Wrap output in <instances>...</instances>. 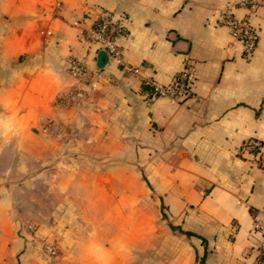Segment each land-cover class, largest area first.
<instances>
[{"label":"crops","instance_id":"crops-1","mask_svg":"<svg viewBox=\"0 0 264 264\" xmlns=\"http://www.w3.org/2000/svg\"><path fill=\"white\" fill-rule=\"evenodd\" d=\"M238 1L0 0V153L14 154L0 176V264H136L105 252L116 244L107 247L97 229L69 220L50 226L58 260L32 244L20 230L24 181L14 179L28 154L41 191L61 193L50 201L58 222L120 216V186L129 215L140 178L144 199L195 234L179 231L180 255L164 264H264L255 227L264 225V169L241 150L251 137L264 146V0L252 14L257 42L247 56L220 20L227 7L235 17L249 12ZM120 13L119 63L81 31ZM73 60L86 77L69 72ZM186 62V94L155 95L148 83L168 84ZM84 232L96 234L78 237Z\"/></svg>","mask_w":264,"mask_h":264},{"label":"rangeland","instance_id":"rangeland-1","mask_svg":"<svg viewBox=\"0 0 264 264\" xmlns=\"http://www.w3.org/2000/svg\"><path fill=\"white\" fill-rule=\"evenodd\" d=\"M2 141L3 138L0 137V145L3 143ZM13 155L0 153V176H2L3 172L8 171V169H4V164ZM32 155H26L24 174H16L14 179L24 181V190L20 193V205L22 206L19 214V217H21L20 230L25 232V235L31 240L32 244L38 245L43 253L45 252L42 245L45 239L54 236L55 238L57 237L60 246L59 257L56 260L60 258L62 251L60 237L50 230V226L56 224L58 228L61 226L66 227V221L69 220L70 223L72 222V225H75V228L77 227L81 231L97 229L99 232L98 239L104 241L107 247L110 245V242L116 244L115 248L104 249L105 252L110 251V255L112 256L134 257L136 264H164L180 255V246L184 237L176 226L171 227V223L166 221L164 214L156 203L149 199H144L149 191L146 187L140 188V178L139 181L137 180L136 185V204L134 206L131 205L133 211L129 215L127 213L129 208L128 193L123 186H120V216L114 218L66 217L63 219L58 218V222L52 215V210H50L52 207L50 201H57L58 199L56 198L61 193L55 190L51 192L46 190L41 191L43 186L36 185V162L34 163ZM14 171L16 172L17 169ZM74 171L76 172L77 170L72 169V172ZM88 171L83 170L82 172L89 175ZM36 199H43V202L41 204L36 203ZM28 224L35 225V229L32 231L28 230ZM95 234L94 232L91 234L84 232L82 235L81 233L77 235L78 237L83 236L84 238L82 239H87L88 236L95 237ZM129 241L134 243V247L131 249L123 248L124 243ZM51 260L55 261L52 258Z\"/></svg>","mask_w":264,"mask_h":264},{"label":"built area","instance_id":"built-area-1","mask_svg":"<svg viewBox=\"0 0 264 264\" xmlns=\"http://www.w3.org/2000/svg\"><path fill=\"white\" fill-rule=\"evenodd\" d=\"M186 3L187 0H179ZM262 0H239L240 6L248 7L250 10L241 17H235L230 14V7H227L224 13L220 15V20L226 26L232 38L239 40L242 44V51L245 56L249 55L255 48L257 42V31L252 24L254 8ZM126 15L120 13L117 19H112L109 15L99 18L94 24L82 29L81 35L88 43L97 46L98 49L105 50L117 62H121V52L118 40L125 34ZM126 70L130 74L138 73L139 69L131 65L126 66ZM69 72L73 76L86 77L88 71L76 60L70 62ZM193 77V67L190 63H185L182 68L174 75L171 81L166 85H158L152 81L148 84L152 87L153 93L162 97H177L186 94V88L189 81ZM241 150L250 156L252 161L264 169V146L262 142L251 137L241 143ZM256 229L262 231V239L259 241L256 251L258 259L264 262V225L257 223ZM27 229L32 231L35 225L28 224ZM57 238L51 236L45 239L42 248L45 254L52 259L59 257L60 248Z\"/></svg>","mask_w":264,"mask_h":264},{"label":"trees","instance_id":"trees-1","mask_svg":"<svg viewBox=\"0 0 264 264\" xmlns=\"http://www.w3.org/2000/svg\"><path fill=\"white\" fill-rule=\"evenodd\" d=\"M171 227H174V226L171 225ZM179 231L182 232L183 234H186V235H195L193 232H190L187 230H181L180 228H179ZM199 264H203V258L202 257L199 259Z\"/></svg>","mask_w":264,"mask_h":264}]
</instances>
